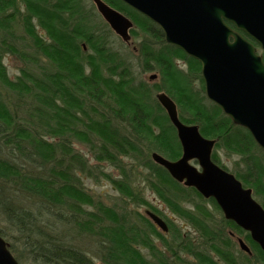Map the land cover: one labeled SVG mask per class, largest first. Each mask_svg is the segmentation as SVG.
<instances>
[{
	"label": "trees",
	"instance_id": "1",
	"mask_svg": "<svg viewBox=\"0 0 264 264\" xmlns=\"http://www.w3.org/2000/svg\"><path fill=\"white\" fill-rule=\"evenodd\" d=\"M104 1L133 21L137 55L123 40L109 47L117 37L84 0H0V216L19 234L21 252L38 264H97L95 257L101 264H264L260 246L213 198L153 162V152L171 161L182 153L155 94L163 91L182 123L216 140L211 160L252 190L262 208L264 150L208 100L195 58L167 44L156 24L121 0ZM10 54L21 62L13 76L4 63ZM133 66L157 73V81L135 83ZM217 149L232 159L229 170ZM95 172L115 186L120 204L108 206L87 192L83 180ZM141 186L192 232L162 215ZM140 206L162 216L168 232ZM82 234L94 235L91 251L63 242ZM9 250L20 259L14 244Z\"/></svg>",
	"mask_w": 264,
	"mask_h": 264
},
{
	"label": "water",
	"instance_id": "2",
	"mask_svg": "<svg viewBox=\"0 0 264 264\" xmlns=\"http://www.w3.org/2000/svg\"><path fill=\"white\" fill-rule=\"evenodd\" d=\"M121 1L159 26L167 44L182 49L201 64L205 96L234 125L247 129L264 150V62L252 45L223 21H233L264 50V0ZM92 2L115 35L129 40L132 21L104 0ZM229 37L233 38L231 42ZM155 98L176 130L182 153L171 161L153 152V162L166 169L175 181L194 187L205 199L213 198L224 217L249 233L264 252V208L253 198L252 190L211 160L216 140L202 137L196 124L182 123L173 99L163 91ZM145 216L155 227L168 231L161 216L149 209ZM236 240L242 251L251 253L242 238ZM0 264H19L1 236Z\"/></svg>",
	"mask_w": 264,
	"mask_h": 264
},
{
	"label": "rangeland",
	"instance_id": "3",
	"mask_svg": "<svg viewBox=\"0 0 264 264\" xmlns=\"http://www.w3.org/2000/svg\"><path fill=\"white\" fill-rule=\"evenodd\" d=\"M84 5L87 6V7L91 6L92 8H94V10H96V7L93 4L92 0H84ZM116 37H117V40L115 42L111 39L113 41V43H112V45L109 46V47H111L114 50L117 49L116 46L118 44H120L121 42L124 44V42L122 41L121 37H119L117 35H116ZM130 41H131V43L129 45L130 46L129 48L134 53H136V48L137 47L135 45H137V41L135 39H133V38H131ZM137 53H136V55H137ZM4 63L6 64V66L8 68V73H10L11 76L17 74L18 68L21 65V62L18 59H16L15 57H13L11 54L5 56ZM179 65H181V64H179ZM132 68H133L132 71H133L134 80H136L135 83L139 82V80H142V81H146L148 84H150L151 82L157 81V79H158V77L156 75L157 73H150V74H148V73L145 74L144 73L143 74L137 68H135V66H133ZM151 75H155V77L152 78ZM75 145H76V147L78 149H80V151L83 154L88 155L87 154V150H86V148L83 145H80L79 143L78 144L76 143ZM217 151H218V156L222 160L223 164H225V166L229 170L231 168V166H232V162H231L232 159L230 157L225 156V154H224V152L222 150L217 149ZM88 156H90V155H88ZM233 158L236 159L235 156H233ZM90 162L93 165L96 164L98 167L103 168L104 171H106V173L116 174V172L113 170V168L110 167L105 161L98 163V162H96V161H94V160H92L90 158L89 159V163ZM194 165H197V162ZM83 183H84V185L86 187L87 192L90 195H92V197L95 198L96 200H98L100 202H103L104 204H106L108 206L113 205V203L120 204L122 196L120 195L118 190L115 189V186H113L110 183V181L107 180L100 173L95 172V177H90L89 179L85 178V180H83ZM141 189H142V195L144 196V198L149 200L150 203L152 205H154L155 207L157 206V208L161 211L162 215L168 217L174 223H176L177 225L181 226L182 229L185 232H192V229H191L190 225H188L182 219H180L179 217H177L176 215L171 213L169 211V209L167 208V206L163 205L161 203V201H159L158 198L155 195H153L150 191L146 190L145 188L143 189L142 186H141ZM146 208L147 207L140 206L138 209H139V211L141 213L144 214V211H145ZM0 230L3 231V234H5V236L3 237L5 239V241L7 243H9V244H11V243L14 244L15 245V249L18 250V253H19V251L21 252L20 249H21V246H22V244H21L22 240H20V241L17 240L19 238V234H17L13 229H10L8 227V225L3 222L1 216H0ZM63 231H64V234L66 236L69 235L66 230H63ZM57 235H59V233ZM93 236L94 235H83L82 234V236H79V237L74 235L72 241L70 239H67V238H62V239H63V242H65L66 244H72L73 243L80 250L84 249V250L91 251V249L93 247V244L95 242V241H92L93 238H94ZM59 237H61V236L59 235ZM23 251H24V253L21 252L22 255L20 256V259L17 260L19 262V264H38L32 258L31 254H27L25 252V250H23ZM144 253H145V251H144ZM93 259H94V261H96L97 264H101V261H99L98 258L95 257Z\"/></svg>",
	"mask_w": 264,
	"mask_h": 264
},
{
	"label": "flooded vegetation",
	"instance_id": "4",
	"mask_svg": "<svg viewBox=\"0 0 264 264\" xmlns=\"http://www.w3.org/2000/svg\"><path fill=\"white\" fill-rule=\"evenodd\" d=\"M129 6V5H128ZM134 10V9H133ZM137 11V10H136ZM138 12V11H137ZM139 13V12H138ZM141 14V13H140ZM143 15V14H142ZM127 16V15H126ZM144 16V15H143ZM128 17V16H127ZM129 18V17H128ZM146 18H148V17H146ZM130 19V18H129ZM149 19V18H148ZM150 20V19H149ZM132 21V20H131ZM151 21V20H150ZM223 21H225V23H226V25L228 26V28L231 30V31H235V32H237L241 37H242V39L243 40H246V41H248L251 45H252V47L255 49V51H256V53L258 54V55H260L261 56V58L263 59V55H264V50L261 48V45H260V43L258 42V41H256V40H254L245 30L243 31V30H240L235 24H234V22L232 21H229V20H227V19H225L224 18V20ZM152 22V21H151ZM132 23H133V21H132ZM153 23V22H152ZM134 25V24H133ZM135 26V25H134ZM159 27V26H158ZM134 28V27H133ZM132 28V29H133ZM160 28V27H159ZM160 30H161V33L163 34V32H162V29L160 28ZM129 35H130V31H129ZM164 35V34H163ZM164 37V36H163ZM232 37H229V41L231 42L232 41ZM127 43L128 44H130V42L129 41H127ZM263 61V60H262ZM155 77V76H154ZM194 163H196V161H194Z\"/></svg>",
	"mask_w": 264,
	"mask_h": 264
},
{
	"label": "bare ground",
	"instance_id": "5",
	"mask_svg": "<svg viewBox=\"0 0 264 264\" xmlns=\"http://www.w3.org/2000/svg\"><path fill=\"white\" fill-rule=\"evenodd\" d=\"M18 262V261H17ZM19 263V262H18Z\"/></svg>",
	"mask_w": 264,
	"mask_h": 264
}]
</instances>
